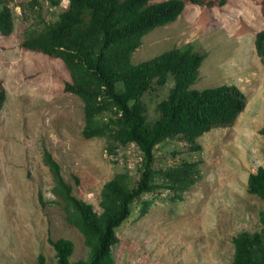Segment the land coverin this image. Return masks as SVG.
Segmentation results:
<instances>
[{
    "label": "rangeland",
    "instance_id": "obj_1",
    "mask_svg": "<svg viewBox=\"0 0 264 264\" xmlns=\"http://www.w3.org/2000/svg\"><path fill=\"white\" fill-rule=\"evenodd\" d=\"M262 2L227 0L208 6L186 0L176 20L146 34L134 52L132 62L139 63L190 44L205 54L192 87L234 84L247 104L231 124L199 137L201 150L182 138L156 147L157 170L199 160V178L181 200L163 186L144 194L141 201L152 202L145 215H140L141 201L134 203L117 229L116 264H231L233 238L261 229L264 199L250 194L247 184L249 175L264 167V57L255 48L256 33L264 28ZM2 5L13 10L15 28L11 35L0 33V80L7 93L0 109V264H38L39 254L55 264L49 240L61 237L74 242L72 261L85 260L91 250L53 193L44 150L60 164L73 194L98 212L103 186L116 174L127 173L136 182L142 152L129 143L111 153L105 138H85L84 103L65 91L71 75L63 60L23 46L28 35L56 21L69 0L59 5L0 0ZM173 84L170 77L145 93L149 121L159 116L157 105ZM155 181L163 184L161 177Z\"/></svg>",
    "mask_w": 264,
    "mask_h": 264
},
{
    "label": "trees",
    "instance_id": "obj_2",
    "mask_svg": "<svg viewBox=\"0 0 264 264\" xmlns=\"http://www.w3.org/2000/svg\"><path fill=\"white\" fill-rule=\"evenodd\" d=\"M199 4L224 5L227 0H190ZM59 5L61 0H51ZM186 0H69L67 9L54 22L46 23L23 41V46L61 58L71 75L65 91L78 95L84 103L85 138L103 137L111 153L119 145L135 143L142 152L139 177L134 184L127 173H118L101 192V212L73 194V186L60 164L45 149L43 156L52 174L53 193L61 201L69 223L83 234L91 254L72 261L74 242L50 239L55 264H116L113 246L119 241L117 229L132 214L133 205L144 194L160 187L181 200L183 193L200 175V161L184 160L166 169L155 168L156 147L172 138L187 140L193 150L205 132L231 124L247 104L245 93L234 84L202 89L192 87L199 77L205 54L188 44L173 47L151 59L132 62L143 37L156 27L174 22L184 11ZM264 16V0L262 2ZM15 28L13 10L0 6V33L11 35ZM255 48L264 57V28L256 33ZM174 80L169 94L157 109L159 116L149 121L145 93L156 85ZM7 98L0 80V109ZM264 134V128L261 130ZM161 177L163 184L155 181ZM78 183V178L75 179ZM248 192L264 199V167L248 177ZM152 202H140L145 215ZM261 229L241 231L234 238L231 264H264V212ZM38 264H48L43 254Z\"/></svg>",
    "mask_w": 264,
    "mask_h": 264
}]
</instances>
